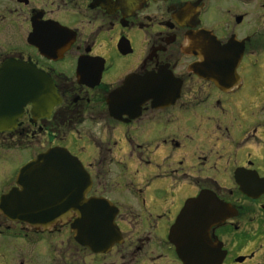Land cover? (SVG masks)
I'll use <instances>...</instances> for the list:
<instances>
[{
	"label": "flooded vegetation",
	"instance_id": "flooded-vegetation-1",
	"mask_svg": "<svg viewBox=\"0 0 264 264\" xmlns=\"http://www.w3.org/2000/svg\"><path fill=\"white\" fill-rule=\"evenodd\" d=\"M53 150L115 242L0 211V264H184L180 224L203 264H264V0H0V201Z\"/></svg>",
	"mask_w": 264,
	"mask_h": 264
},
{
	"label": "water",
	"instance_id": "water-1",
	"mask_svg": "<svg viewBox=\"0 0 264 264\" xmlns=\"http://www.w3.org/2000/svg\"><path fill=\"white\" fill-rule=\"evenodd\" d=\"M86 174L82 164L66 150L43 154L20 170L17 178L20 189L2 197L0 211L12 220L44 228L59 220L66 221L76 213L71 225L75 240L94 252L109 250L115 242L112 218L104 210L103 201L86 198L89 189ZM192 212L190 205L183 216ZM181 226L175 227L171 240L174 239L184 264H203L195 258L203 257L199 250L202 236L197 237L190 229L181 231ZM210 264L219 262L212 257Z\"/></svg>",
	"mask_w": 264,
	"mask_h": 264
},
{
	"label": "rangeland",
	"instance_id": "rangeland-1",
	"mask_svg": "<svg viewBox=\"0 0 264 264\" xmlns=\"http://www.w3.org/2000/svg\"><path fill=\"white\" fill-rule=\"evenodd\" d=\"M3 164H5V163H0V166H3ZM6 175H7V173L4 172L3 168L0 169V191L4 188V184L7 185V182L9 181V177Z\"/></svg>",
	"mask_w": 264,
	"mask_h": 264
}]
</instances>
